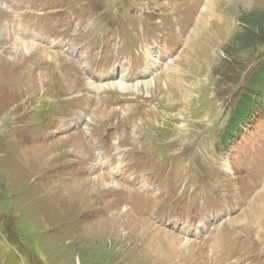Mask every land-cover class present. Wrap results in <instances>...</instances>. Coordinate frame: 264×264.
<instances>
[{"label":"rangeland","instance_id":"1","mask_svg":"<svg viewBox=\"0 0 264 264\" xmlns=\"http://www.w3.org/2000/svg\"><path fill=\"white\" fill-rule=\"evenodd\" d=\"M263 64L264 0H0V264L183 263L144 256L123 220L89 228L120 209L189 243L183 264H264V94L230 124ZM123 68L127 83L191 73L189 102L100 88Z\"/></svg>","mask_w":264,"mask_h":264},{"label":"bare ground","instance_id":"2","mask_svg":"<svg viewBox=\"0 0 264 264\" xmlns=\"http://www.w3.org/2000/svg\"><path fill=\"white\" fill-rule=\"evenodd\" d=\"M211 5H213L212 2L211 3H208V9H209V7ZM14 14H16V12ZM12 17H14V15H12ZM200 22H201V26L203 27V29H205V28L208 29L210 27L209 21L207 20V17H206V19H205L204 16L201 17ZM9 26H10V24H9ZM12 26L13 25H11V29H12ZM13 28H15V27L13 26ZM19 31H21V32H19ZM19 31H13L14 32V35L17 37V39L20 42V44H22V46H24L26 48L27 52L30 50V48L37 49L38 46L35 43V41L39 39L40 35L37 34V33H30V32H28V30L26 28H25V30H23L22 27L19 28ZM10 33L12 35V32L11 31H10ZM146 52H147V54H146ZM144 54L146 56H148L147 57V59H148V66L145 68V73L149 74L151 70H153L156 66L159 65V61H161L159 59L160 58V55L154 53V51H151V50H145ZM186 54H188L187 51H186ZM46 55H50V53H47ZM186 56L187 57H185V59H182V60H184V62L186 64V67L183 70L184 71L185 70H188L189 71L190 68H191V66H190L189 63H190V60L192 58L188 57V55H186ZM48 57L50 58V57H52V55H50ZM179 60H181V59H179ZM126 71H127L126 68H123L121 70L115 69L113 71V75H112V79H113L114 82L113 83L110 82V83L101 85L100 88L108 87V86H113V87L117 86V87L122 88L125 91L130 90V89L131 90L138 91L140 93H142V92L145 91V92H147L148 95L153 94L155 97H157L159 95L158 91H162L163 92V94H162L163 97H166L167 94L169 95V97H168V103L175 104L174 102H181V103H187V102H189V101H186V100H187L188 95L190 94L191 89L193 88V84H192L193 81H191L189 85H186V84H184V83H186L184 81L185 79H183L184 78L183 77L184 75L186 77H190L191 73H189V72H186L184 74V73H181V71L178 68H176L173 71V72H176L178 74L176 80L173 79L172 73H169L167 75V77H166L167 79H165L166 81H164V82L161 80L162 78L160 76H157V77H154L153 79H149L148 78V79H144V80L143 79L142 80H136L135 82H132V83L131 82L127 83L128 82V79H127V73H126ZM28 75L30 76V74H28ZM27 79H28V77H27ZM177 79H179V80L182 79V81H177ZM191 79H193V78H191ZM95 81H94L95 88H97V87H99V82H96L95 83ZM167 82H169L168 85H167ZM182 82H184V83H182ZM175 90H177V92ZM27 94L32 95V96L35 95V94L30 93V91H28ZM94 115H97L96 112H94ZM101 118H102V116H101ZM68 139H69V137H65V138H62V139L58 140L56 142V144H54V146L51 147L49 150H47L45 148V152L46 153L44 155L48 154V152L50 150L56 152L55 151L56 150L55 147H58V146H60L59 147V150H60L61 147H62L61 146L62 145L61 143L64 140H68ZM72 149H73V151L78 152L80 155L83 154V152H81V150L79 149V146L76 147V146L73 145ZM58 154L57 153H52L51 156H52V158H54V156L57 157ZM110 168L115 171L117 167L114 166L113 162H110ZM107 180H110V179L108 177H106V176L103 175L99 180H97V178H96L94 182L92 181V182L87 183V186L88 187L86 188V190H87L86 193L82 197L83 201H85V203H88L87 199L90 198L91 193H93L96 190H100L101 189V185L106 184L108 186V181ZM76 188H77V190L75 192H77L76 193V195H77L79 192H81V188H80L79 185L76 186ZM75 199H80L81 200V196H78V197L75 196ZM259 200L263 201L264 199H262V197H260L257 201H259ZM121 208H123V207H121ZM253 208L254 209L252 210V212H253V215L254 216L257 213L264 212L263 206L261 208V202H260V204L258 206L253 207ZM243 219L246 222V219L247 218H245V216H243ZM119 220H123L124 221V224L128 228H131V232L132 233H134L135 230H138V238L143 239V241L147 244V249L144 248V251H145L144 256H147L149 258L152 257V258L157 259V260L159 259L160 261H165V260H169L170 261L172 259V256H173V257H176L177 259L180 258L183 263H186V261L183 260V256L181 255V252L184 251L185 244L186 245H190L189 243L187 244V242H185V240L183 238H181L179 236H176V235H174L173 233H171L169 231H165V230H162V229H155V228L154 229L152 228L151 229L152 231H151L150 230V227L151 226H150V224L147 221H143V220H140V219H136V217H134L133 215L131 216V214H130V212H128V210L126 211V210H121L120 209V211H118L117 213H113V215L111 216L110 219H106V221L103 222V225H101V224L100 225L92 224V225L89 226V228L97 230V229H101V228L104 227V228L108 229L109 224L111 225V222L110 221H119ZM121 226L123 227L122 228V231H125V232H127L128 235L133 236V234H131V232L126 231L127 229L124 228L125 227L124 225H121ZM145 228H147V229L149 228L148 229V230H150V231H148L149 236H147L148 234L145 233L146 232V229ZM150 232H151V234H150ZM118 235H119V233H118ZM156 243H157V246H155V247L154 246H151V245H154ZM150 246L153 249H150ZM145 247H146V245H145ZM181 256H182V258H181ZM183 263H181V262H178L177 263V261H174V264H183Z\"/></svg>","mask_w":264,"mask_h":264},{"label":"trees","instance_id":"3","mask_svg":"<svg viewBox=\"0 0 264 264\" xmlns=\"http://www.w3.org/2000/svg\"><path fill=\"white\" fill-rule=\"evenodd\" d=\"M258 73L262 74V78L259 79L256 75L251 78L250 84L239 101L238 106L235 109L233 114L235 120H231V125L233 129H240L244 124H247L248 120L253 116V113L257 112V109L260 107V102L264 99L261 97L264 94V64L259 69ZM261 84L262 87H259L256 90V87ZM263 88V89H262ZM228 132L224 134L226 136ZM224 141L227 142V138H224Z\"/></svg>","mask_w":264,"mask_h":264}]
</instances>
